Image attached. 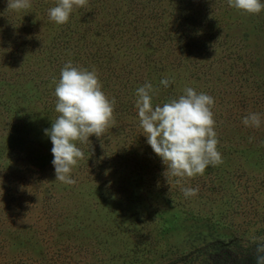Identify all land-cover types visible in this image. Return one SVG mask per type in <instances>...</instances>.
<instances>
[{
  "label": "rangeland",
  "instance_id": "374dc122",
  "mask_svg": "<svg viewBox=\"0 0 264 264\" xmlns=\"http://www.w3.org/2000/svg\"><path fill=\"white\" fill-rule=\"evenodd\" d=\"M138 1L87 0L86 6L74 7L69 27L48 15L59 0H40L47 5H31L21 13L10 11L20 18L18 26L26 24L42 44L50 45L62 43L65 31L78 45L91 42L92 30L79 36L93 21H128L153 9L175 33L186 30L181 25L183 14L205 12L230 40L244 43L239 52L250 65L245 83H229L235 71L229 66L228 49H205L208 56L197 63V49L192 46L194 55L186 57L166 40L151 48L148 39H142L134 48L141 56L147 52V65L125 91L135 98V108L136 90L145 83L159 88L154 105L178 99L188 87L213 97L214 111L221 114L213 118L223 162L207 167L203 175L167 180L161 158L124 127L125 121L139 117L125 115L121 120L122 114L114 112L101 138L89 144L75 141L78 148H87L69 174L76 183L56 181L53 145L44 130L60 115L48 102L60 79L43 83L36 76L46 54L11 41L15 29H7L8 0H0V9L4 8L0 10V209L7 218L0 220L1 264H165L199 254L214 239L264 237V126H240L223 118L233 103L255 92L252 78L264 81V8L250 14L230 6L228 0ZM206 6L216 15H210ZM128 29L131 32V25ZM96 44L92 41L90 47ZM119 51L116 70L129 59ZM88 64L82 69L95 71L102 91L113 98L101 79L106 68ZM62 66L51 69L56 73ZM165 78L174 83L164 87L160 81ZM187 187L198 188L197 195L185 197L182 188Z\"/></svg>",
  "mask_w": 264,
  "mask_h": 264
},
{
  "label": "clouds",
  "instance_id": "9594fccd",
  "mask_svg": "<svg viewBox=\"0 0 264 264\" xmlns=\"http://www.w3.org/2000/svg\"><path fill=\"white\" fill-rule=\"evenodd\" d=\"M86 3L87 0H59L49 9L48 15L52 21L63 25L69 21L74 7H84ZM228 3L250 14H258L264 8L261 0H228ZM30 7V0H8L7 9L10 10ZM170 83L174 81L167 78L160 81L164 87ZM158 94V87L145 83L136 90V108L147 143L166 166L164 175L167 180L171 176L203 175L207 167L222 163L211 110L214 98L188 87L178 99H170L161 106L153 104ZM55 95L58 98L56 112L60 115L52 121L51 128L44 131L53 145L56 181L75 184L69 174L78 160L84 158V152L75 141H89L93 134L102 137L114 120L116 99H109L102 91L95 71L75 67L71 61L61 71ZM261 122V114L256 112L243 118L244 125L249 127L259 128ZM198 191V188H182L185 197L195 196ZM249 239L255 245L257 264H264V237Z\"/></svg>",
  "mask_w": 264,
  "mask_h": 264
},
{
  "label": "trees",
  "instance_id": "16d2710c",
  "mask_svg": "<svg viewBox=\"0 0 264 264\" xmlns=\"http://www.w3.org/2000/svg\"><path fill=\"white\" fill-rule=\"evenodd\" d=\"M136 2L139 1L136 0ZM30 3L32 6L47 5L43 4L44 2H40V0H30ZM187 5L189 7V4ZM48 7H51V4H49ZM182 7L183 9L186 8L188 10L186 4H182ZM7 8L5 5V13H7L5 16L10 17L6 20V23L8 22L9 24L7 29L8 31L11 30L10 27L15 29L11 41L14 44H17L18 47L23 46L28 51H38V53L44 52L46 54V60L44 61L42 68L40 67V69H37L35 72L41 82L50 83L55 77L56 79H60L62 70L54 73L51 69V65L56 68L57 65L59 66L63 64V69L64 66L71 61L73 66L82 68L87 66L90 62H95L98 66H102L107 70L106 75L101 79L106 81L104 87H106L108 91L111 90L112 97L116 99L114 112L122 114L121 120L125 115L138 116V113L135 111L137 109L135 108V98L132 97L131 94L128 95V92L125 91V89L128 88L130 82L138 80L136 74H139V70L147 65V52L143 51L144 55L141 56V52L134 48L141 44L142 39H148V46L151 48H156L158 43H163L166 40V44L171 46L173 50L180 52L184 56L186 55V57L194 55V51L191 49L192 46L197 49V63H201V61L208 56V54L206 55L207 52L205 49H208L209 51L213 50L215 47L228 49L227 53L229 54H227V57L231 60L229 66H233L235 71L233 74L234 78L229 80V83H233L234 85V83L238 82L237 85H242L243 83H240V81L245 83L250 76V74H248L250 65H248L249 63L247 62L249 59L247 61L243 59L242 54L239 52L240 49L245 47L244 43L236 38L230 40L226 33H222L220 29L212 25L214 21L205 12L200 13L198 11L190 14L189 12H186L183 14L181 25L185 26L186 30L180 32L175 30V33L170 29V26L167 25L166 22L160 20V13H157L156 11L153 12V9L143 16H137L136 18L130 16L128 21H93L94 25L91 27L87 25L83 28V32H81L79 36L84 37V32L92 30V41L94 44H97L95 47H90L92 41L88 42L87 40L86 43L82 41L80 45L74 43L73 40H71V34L68 31H65V40H58L62 43L52 45L42 44L41 39L35 37L36 35L28 30L26 24L20 23L21 25L18 26L20 18L13 17V12ZM205 9L210 15H216L211 6H206ZM0 10L3 11L4 8H1ZM22 10L23 9L19 10V12L21 13ZM65 24L69 27L68 22ZM129 25H131V32L128 29ZM136 26L140 27V29L137 30ZM74 29L77 31L76 28ZM94 39H96L97 42ZM231 46H233L234 49ZM119 50H122L123 52L121 55L126 54L129 56L127 62H123L128 68H126L124 64H121L118 66V70H116ZM64 53L67 57L64 56ZM127 53H129V55ZM199 55H201V58ZM149 60H152V58L149 57ZM47 65L49 68L46 70ZM87 67H91V65L88 64ZM241 68L242 70L239 71ZM251 82L253 83L252 85L255 86V92L250 96H244V98L233 103L224 113L223 118L233 123L240 122L239 125L243 126L244 123L241 122L243 121V118L250 112H256L261 114V126H264V81L262 82V80L252 78ZM55 99V95H50V99L48 100L49 105L56 106L57 102ZM214 107L215 106L213 105L211 108L214 116H221L220 113L216 114ZM130 120L131 121L129 122H124L125 129L134 131L133 134L137 135L138 139H144L145 144H147L146 137L137 129V127H140V121L132 118ZM93 138L97 139L93 134L89 137L87 144L91 143ZM83 143H86V141H83ZM80 149L83 152L87 151L85 146H81ZM4 211L5 210L2 211V209H0V220L7 219L6 212ZM8 213L9 211H7V214ZM1 245L4 246L1 243L0 247ZM2 262L4 261L0 258V264ZM165 264H257V252L255 245L247 239H242L238 236L227 240L219 238L209 241L203 250L195 256H181Z\"/></svg>",
  "mask_w": 264,
  "mask_h": 264
}]
</instances>
